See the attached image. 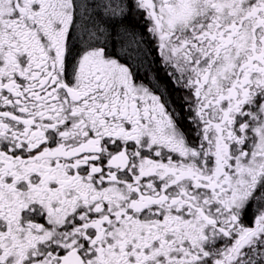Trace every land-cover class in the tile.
<instances>
[{"label":"snow or ice","instance_id":"1","mask_svg":"<svg viewBox=\"0 0 264 264\" xmlns=\"http://www.w3.org/2000/svg\"><path fill=\"white\" fill-rule=\"evenodd\" d=\"M0 264H264V0H0Z\"/></svg>","mask_w":264,"mask_h":264}]
</instances>
